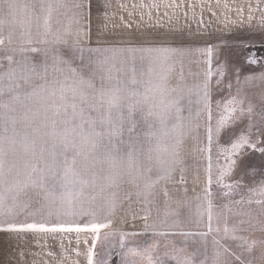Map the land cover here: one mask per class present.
<instances>
[{
  "label": "rangeland",
  "instance_id": "obj_1",
  "mask_svg": "<svg viewBox=\"0 0 264 264\" xmlns=\"http://www.w3.org/2000/svg\"><path fill=\"white\" fill-rule=\"evenodd\" d=\"M86 4L90 8L81 26L90 40L83 45L85 57L89 47L126 49L150 43L173 50L167 54L170 59L163 73L178 89L174 95L182 97L181 162L147 197L123 183L115 190L114 208L108 205L113 190L95 201L86 199L71 215H33L37 207L33 203L9 219L49 226H111L101 230L99 242L92 232H0V264H88L93 245L96 264H121L122 258L127 264H151L149 255L155 264H182L193 253L207 264H264V245L259 243L264 240V202L257 203L264 201L259 195L264 186V153L256 150L264 147V0H86ZM72 14L64 8L54 11L53 31L66 26ZM15 19L19 36L28 26V16L20 9ZM103 55L116 56L129 73L134 61L138 71L142 66L139 52ZM143 67L147 69V61ZM241 136L249 137L256 149L244 145L233 154L232 146ZM209 175L211 196L205 193ZM245 241L258 243L249 252ZM72 243L73 254L65 250Z\"/></svg>",
  "mask_w": 264,
  "mask_h": 264
},
{
  "label": "snow or ice",
  "instance_id": "obj_2",
  "mask_svg": "<svg viewBox=\"0 0 264 264\" xmlns=\"http://www.w3.org/2000/svg\"><path fill=\"white\" fill-rule=\"evenodd\" d=\"M60 8L73 14L66 26L54 32L52 14ZM88 8L86 0H30L23 4L0 0V224L7 225L0 227V232H92L99 242V233L110 223L81 228L16 223L9 218L33 203L37 205L33 215H71L77 205L89 198L95 201L108 190H113L108 205L114 208L115 190L123 183L137 189L138 196L147 197L181 162L178 137L182 97L174 95L178 89L163 73L170 59L167 54L173 50L150 43L126 49L89 47L85 57L83 45L90 35L81 22ZM20 9L28 16V26L17 36L15 18ZM17 42L20 47L14 46ZM109 52H139L142 66L138 71L134 61L129 73L116 56L103 55ZM144 61L148 62L146 70ZM145 76L147 79H142ZM204 87L207 104L208 85ZM247 111L250 113L251 107ZM244 145L256 149L249 137L241 136L232 146L233 154ZM256 150L264 153V147ZM211 185L209 175L207 196H211ZM93 192L96 195H91ZM259 195L264 196V186ZM211 208L209 201V222ZM244 243L250 252L258 242ZM259 243L264 245V240ZM124 246L122 237L120 247ZM94 247L87 253L88 264H96ZM131 252L139 255L135 249ZM197 256L191 254L182 264H207ZM148 259L155 264L150 255ZM121 264L127 261L122 258Z\"/></svg>",
  "mask_w": 264,
  "mask_h": 264
},
{
  "label": "crops",
  "instance_id": "obj_3",
  "mask_svg": "<svg viewBox=\"0 0 264 264\" xmlns=\"http://www.w3.org/2000/svg\"><path fill=\"white\" fill-rule=\"evenodd\" d=\"M73 247H74V243L70 244L68 247L65 248L66 252L73 254Z\"/></svg>",
  "mask_w": 264,
  "mask_h": 264
}]
</instances>
